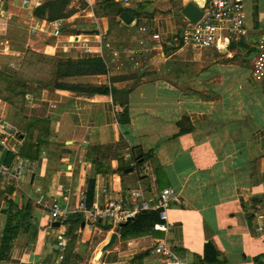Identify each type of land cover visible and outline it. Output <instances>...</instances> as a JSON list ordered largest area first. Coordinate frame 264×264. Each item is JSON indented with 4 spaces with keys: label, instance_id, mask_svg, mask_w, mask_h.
Masks as SVG:
<instances>
[{
    "label": "crops",
    "instance_id": "crops-1",
    "mask_svg": "<svg viewBox=\"0 0 264 264\" xmlns=\"http://www.w3.org/2000/svg\"><path fill=\"white\" fill-rule=\"evenodd\" d=\"M50 1L0 0V43L8 51L1 54L10 61L20 56V62L23 49L81 59L95 57L102 48L105 74L57 81L105 85L109 92L42 88L34 97L27 89L29 97L19 110L0 100V118L18 130L0 145V166L18 158L32 162L23 178L0 176V240L9 229L14 232L2 263L160 264L150 247L165 237L186 264H264V77L250 75L255 44L264 35V2L244 0L249 30L229 47L228 56L199 50L229 59L210 65V83L204 81L208 94L178 87L158 73L170 54L195 50L172 44L188 0H83L87 8L81 14L48 20L42 8ZM106 4L109 11L103 10ZM122 11L130 15L129 23L119 18ZM54 20L59 22L56 35L51 33ZM151 33L160 40H150ZM142 38L147 41L139 45ZM103 41L109 47H102ZM249 42V65L232 62L240 44ZM111 48L118 57H112ZM130 49L139 52L129 58ZM120 117L127 121L118 122ZM28 125L37 138L34 157L19 154ZM131 155L143 159L131 167ZM167 186L178 201L166 211L165 233L152 228L158 217L125 231L120 227L132 220L113 227L88 218L94 206L126 199L132 189H141L150 200ZM58 196L66 197L63 204L70 213L53 226L48 207ZM5 198L16 208L9 210ZM76 215L81 220L74 224ZM112 232V243L101 250ZM57 234H62V245H57Z\"/></svg>",
    "mask_w": 264,
    "mask_h": 264
},
{
    "label": "built area",
    "instance_id": "built-area-1",
    "mask_svg": "<svg viewBox=\"0 0 264 264\" xmlns=\"http://www.w3.org/2000/svg\"><path fill=\"white\" fill-rule=\"evenodd\" d=\"M121 1L125 3L128 0ZM188 1H191L200 10L201 15L193 23L182 17L183 21L177 27L173 37V43L179 44V47L195 50L212 49L228 56L230 44L240 41L247 35L249 29L246 25L244 0ZM262 1L264 2V0ZM141 29V26L137 27L138 31ZM58 31L59 22L54 20L51 33L56 35ZM149 39L157 42L160 40L157 33H151ZM146 41V38L139 39L138 44L143 45ZM102 47H109V43L103 41ZM255 49L256 54L252 61L250 75L253 79L259 80L264 77V35L257 40ZM1 52H7L6 43L2 46ZM138 52V50L130 49L126 52L127 54L123 52L122 54L132 58ZM110 53L113 58L119 55V52L113 48H111ZM95 54L104 60L107 69L106 55L102 52V48L95 51ZM17 134L18 130L13 125L0 118V145H5L10 137H16ZM31 166L32 162L27 158H18L11 165H1L0 176L8 179L23 178ZM130 166H134V162H131ZM103 191L104 189H101V192ZM143 195L144 192L141 189H132L126 199H109L100 206H94L88 211V218L91 222L107 221L111 226L118 227L120 223L133 219L138 214L155 211L158 221L153 224L152 228L165 233L169 229L166 222V211L171 202L178 201V194L174 188L167 186L160 189L150 200L145 199ZM65 200L66 197L64 196L51 198L48 209L53 221L66 220L70 211L63 204ZM56 239L57 245H62V234H57ZM150 252L158 257L160 264H186L179 252L165 237L155 240L150 247Z\"/></svg>",
    "mask_w": 264,
    "mask_h": 264
},
{
    "label": "trees",
    "instance_id": "trees-1",
    "mask_svg": "<svg viewBox=\"0 0 264 264\" xmlns=\"http://www.w3.org/2000/svg\"><path fill=\"white\" fill-rule=\"evenodd\" d=\"M58 0L50 1L45 5L42 10L51 8V5L56 4ZM41 10V13H42ZM120 11V10H119ZM40 13V14H41ZM68 13L63 14L60 12L59 8H55L51 11L47 10L46 18L48 20L63 18L66 17ZM175 36V34H174ZM173 36V37H174ZM173 46H179V44L173 43ZM234 43H231L233 45ZM170 47V46H169ZM35 54L30 50L26 51L21 60V64L16 68L14 74L7 73L6 71L0 70V100L6 102L9 106L19 110L24 102V94H25V87L27 83L29 84H38L37 80V73L39 72V61L34 57ZM46 57V56H45ZM50 58V57H47ZM41 64V63H40ZM49 66V65H48ZM55 73H54V80L48 84H44V88H71L77 91L89 93V94H108L109 89L105 85L99 86H82V85H68L66 83H62L57 81V79L64 78V77H72V76H81V75H99L106 73V64L104 60L100 57H88V58H81V59H68L60 60L55 65ZM115 89H110L113 92ZM118 122H126V117H121L118 119ZM31 127L27 126L25 137L23 139V144L20 148L19 154L20 156H27V157H34L36 152V144L35 140L37 139L34 135V132L31 131ZM31 143V144H29ZM32 145V146H31ZM132 156V155H131ZM133 157V156H132ZM143 155H138L133 157L134 163L138 160H142ZM128 167V166H127ZM124 167H120L123 169ZM8 194L10 193V189H7ZM5 202L9 210L16 208L13 201L9 198H5ZM16 212L18 210L16 209ZM11 216V215H10ZM14 216V215H12ZM157 220L156 212H148V213H141L136 215L130 224L120 227L121 231H125L128 228H134L137 225H140L142 221H149L153 222ZM81 218L79 215H76L74 219V224L80 222ZM139 223V224H138ZM12 229L7 231L6 235H3L0 240V264H3L2 261L5 258V251L7 248V241L14 232H9ZM13 231V230H12Z\"/></svg>",
    "mask_w": 264,
    "mask_h": 264
},
{
    "label": "rangeland",
    "instance_id": "rangeland-1",
    "mask_svg": "<svg viewBox=\"0 0 264 264\" xmlns=\"http://www.w3.org/2000/svg\"><path fill=\"white\" fill-rule=\"evenodd\" d=\"M55 8H59L60 12L63 14H66V13L81 14L80 11L82 9H86L87 7L83 0H58L56 4L51 5V8H47L45 12H47V10L51 11ZM106 8H107V11H109L110 4H106V7L104 6L103 10H105ZM2 46L3 45L0 44V70L6 71L7 73L14 74L16 70L15 67H18L21 64L20 60L18 61V57L20 56H17L16 61H10L12 59L5 60L7 56L1 54L3 53L1 52ZM23 50L27 51V49H23ZM251 50H252V47H251L250 42L241 43L239 48H237L236 56H234V58L230 60L232 62L238 61V62L244 63L245 65H249V56H250L249 54ZM35 56L36 57L33 56L34 59L36 58L39 61L38 63L40 65L39 72L37 73L38 85L36 86L26 85L25 90L28 89L27 91L28 93H30L34 97H37L41 92L40 89L45 87L44 84H48L51 81H53L55 77L54 69H55L56 63L60 60H65V59H60L56 57L47 58L49 56L45 57L44 55L43 56L35 55ZM225 60H229V59H225L221 55L216 54V53H210L209 51H199V50L192 51V50L182 49L176 53L170 54V57L168 58L166 65L162 69L163 71L161 70L162 72L160 71L158 73L159 74L163 73L164 75H167L166 77L168 78V80L174 83L178 87H184V86L192 87L193 86L198 91L206 92L209 94L210 90H207L206 84L204 83L205 82L208 84L210 83V65L214 62H223ZM11 63H12V66L10 65ZM17 63L19 64L17 65ZM206 71H209V74H205ZM79 79L80 78H74V79L69 78L68 80H79ZM206 80H209V81H206ZM25 94H24V98H25ZM48 96L49 94L46 95L45 98H47ZM41 103L44 105L45 102L42 101ZM26 110H30V108ZM31 110L35 111L32 108ZM21 112L22 113H19L16 115L17 120H20L21 116L24 115L23 113H25V109L24 111L22 110ZM118 146L122 148L121 144H118ZM2 182L4 183V180H2Z\"/></svg>",
    "mask_w": 264,
    "mask_h": 264
},
{
    "label": "water",
    "instance_id": "water-1",
    "mask_svg": "<svg viewBox=\"0 0 264 264\" xmlns=\"http://www.w3.org/2000/svg\"><path fill=\"white\" fill-rule=\"evenodd\" d=\"M180 15L184 18H186L189 22L193 23L195 22L201 15V12L200 10L191 2V1H188L187 3H185L181 10H180ZM119 18L125 22V23H129L130 20H131V17L130 15H128L125 11H122L119 13ZM1 147V146H0ZM126 170H130V169H126ZM32 176V175H31ZM132 219H128L126 220L125 222H122L119 224V226H124L127 222L131 221ZM58 222L57 221H53L52 222V225L53 226H58ZM114 235L115 233L112 232L107 240V242L105 244L102 245V248L101 250H104L107 246H109L113 239H114ZM100 252L99 251L96 255H95V258L97 259L100 255Z\"/></svg>",
    "mask_w": 264,
    "mask_h": 264
}]
</instances>
